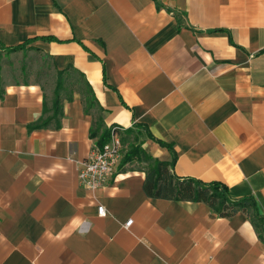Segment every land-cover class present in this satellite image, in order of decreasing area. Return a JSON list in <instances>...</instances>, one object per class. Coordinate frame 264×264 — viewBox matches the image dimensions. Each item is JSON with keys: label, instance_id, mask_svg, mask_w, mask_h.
Returning <instances> with one entry per match:
<instances>
[{"label": "crops", "instance_id": "obj_1", "mask_svg": "<svg viewBox=\"0 0 264 264\" xmlns=\"http://www.w3.org/2000/svg\"><path fill=\"white\" fill-rule=\"evenodd\" d=\"M27 41L50 67L0 87V264H264V0H0V46ZM117 125L123 160L92 190L79 169ZM157 139L179 177L253 198L261 229L148 196L124 158L171 161Z\"/></svg>", "mask_w": 264, "mask_h": 264}, {"label": "trees", "instance_id": "obj_2", "mask_svg": "<svg viewBox=\"0 0 264 264\" xmlns=\"http://www.w3.org/2000/svg\"><path fill=\"white\" fill-rule=\"evenodd\" d=\"M27 41L24 44L4 47L8 50L16 51L21 48H25ZM62 72H60L61 74ZM89 101L95 102L92 97L93 91H89ZM59 103H55V111L59 112ZM47 122H37L34 126H42ZM102 136L101 143L107 140L109 132ZM161 145L166 146L172 150V160L162 161L149 155L140 145H133L131 149L126 153L124 162L132 160L135 157H139L147 162L148 167L146 169V179L144 182V191L150 197L164 198V199H178V200H190L206 203L212 210L216 211L221 216L229 217L239 211L246 212L252 218V222L257 229H261L263 219L258 215L256 203L251 197H243L234 199L229 194L228 186L220 181L204 182L194 178H182L173 172V166L176 161V154L170 144L157 139Z\"/></svg>", "mask_w": 264, "mask_h": 264}, {"label": "built area", "instance_id": "obj_3", "mask_svg": "<svg viewBox=\"0 0 264 264\" xmlns=\"http://www.w3.org/2000/svg\"><path fill=\"white\" fill-rule=\"evenodd\" d=\"M123 130L124 128L121 126H113L106 141L93 145L88 158L79 169V180L82 184L96 190L113 176L125 154V147L120 135ZM98 212L101 216L107 215L104 205L99 206ZM132 222L133 220H129L126 227L130 226Z\"/></svg>", "mask_w": 264, "mask_h": 264}, {"label": "rangeland", "instance_id": "obj_4", "mask_svg": "<svg viewBox=\"0 0 264 264\" xmlns=\"http://www.w3.org/2000/svg\"><path fill=\"white\" fill-rule=\"evenodd\" d=\"M47 67H50V61L46 55L31 53L26 47L13 51L0 46V87L6 80H29L31 78L30 69L34 77L39 80L41 77L38 72L46 71Z\"/></svg>", "mask_w": 264, "mask_h": 264}]
</instances>
